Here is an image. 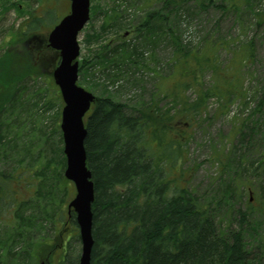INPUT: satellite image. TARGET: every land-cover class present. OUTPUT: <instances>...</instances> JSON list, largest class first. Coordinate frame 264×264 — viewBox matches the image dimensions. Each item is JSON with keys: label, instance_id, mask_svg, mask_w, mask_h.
Instances as JSON below:
<instances>
[{"label": "trees", "instance_id": "trees-1", "mask_svg": "<svg viewBox=\"0 0 264 264\" xmlns=\"http://www.w3.org/2000/svg\"><path fill=\"white\" fill-rule=\"evenodd\" d=\"M153 1L144 0L142 4ZM189 1L155 0L161 3V8L139 17L134 28L135 44L131 41L112 45L109 40L97 52L100 61L96 60V65L101 78L93 75L91 83L107 92L95 96L85 120L86 165L94 190L90 264H264L261 244L256 245L255 253L244 235L247 227L256 230L254 217L258 214L252 196L245 197V193L257 173L264 184V87L251 114L235 123L231 146L222 147L214 157L216 171L206 189L200 192L191 186V172L184 166L191 139L189 130L196 119L207 115L210 98L218 99L213 115L225 114L237 99L243 98L246 107L239 81L242 67L254 59L252 40H248L242 48L238 46L231 51L228 67L222 64L218 52L229 42L214 33L218 21L202 38L201 46L183 42L169 15L179 18L180 10ZM193 1L200 10L215 4V0ZM235 1L216 5L222 16L241 11ZM0 6L5 10L18 4L0 0ZM116 7H111L110 15H104L101 34L93 33L92 38L110 39L109 30L118 32L119 27L123 28ZM37 21L39 17L32 16L27 22L30 39L39 37L33 35L40 30L35 26ZM256 25H264V15L257 17ZM20 35L22 41L26 34ZM161 40L171 49L166 61L171 70L162 83L169 80L167 90L162 97L159 93L152 94L147 102L140 101L129 108L116 100L118 90L110 91L108 84L128 75L132 57L142 58L138 44L153 49ZM28 56L26 51L15 55L5 50L0 54V151L3 152L8 149L16 152L14 135L18 132V126L9 122L5 114H12L16 108L23 81L41 73L40 66ZM82 67L80 63L78 72ZM163 99L168 102L161 105ZM49 163L61 165V170L53 168L58 174L52 176L48 192L38 188L36 197L47 195L54 199L52 190L61 185L64 155ZM16 171L14 168L13 172ZM13 178L14 174L0 169V220L6 221L5 226H0V232H4L3 236L0 233V264H19V259L24 264L25 258L33 257L39 241L36 238L46 222L50 220L56 225L62 219V205L52 212L39 207L27 212L25 207L32 203L27 202L24 207L25 201H16L11 188ZM3 200L8 206L13 204L6 212L2 209ZM68 220L70 226L76 227L74 212L68 215ZM232 224L236 227H231Z\"/></svg>", "mask_w": 264, "mask_h": 264}, {"label": "rangeland", "instance_id": "rangeland-1", "mask_svg": "<svg viewBox=\"0 0 264 264\" xmlns=\"http://www.w3.org/2000/svg\"><path fill=\"white\" fill-rule=\"evenodd\" d=\"M9 1L16 2L18 7L10 6L3 10L0 6V54L5 50H10L15 55H18L19 51H26L31 62L40 66L41 73L23 81V89L19 92L16 108L13 109L12 114H5L9 122H14V125L18 126V132L14 135L17 149L16 152L10 149L6 152L0 151V169L8 174H14L15 182L11 185L15 192L14 198L18 202L25 201L24 207L27 202L32 203L29 207H25L27 212L34 207L52 212L53 209L62 205L60 207L62 209L61 221H56V225H53L50 220L46 222L45 229L38 234V237L36 235V240L39 241L32 252L33 257L25 258L23 262L24 264H75L81 243L77 227L70 226V222L68 223L67 204L75 193L72 182L63 176L61 185L58 188L55 186L52 190L56 195L54 199L47 195L36 197L38 188L43 193L48 192L46 189L53 181L52 176L58 174L53 172V168H56V171L57 168L61 170V165L49 163L51 160L58 161L63 156L60 130L63 102L59 89L51 78L58 55H55V50L50 47L47 50L44 45H46L49 30L69 11V0ZM143 1L90 0L89 20L77 36L80 47L78 65L80 63L83 65L78 72L77 83L94 96H104L107 92L104 88L91 83L93 75L101 78L100 69L96 65V60H99L97 52L101 44L109 40L110 43L113 42L112 45L134 41V28L139 17L144 16L146 11L151 12L161 8V3L155 0L148 2V6L145 2L142 4ZM192 1L180 10L179 18L172 17L173 14L169 15L171 25L175 32L181 35L183 42L191 41V46H201L202 38L215 28V23L218 21L219 25L214 33L217 37L224 36L229 42L218 52L219 60L225 67L231 64V51L237 50L238 46L242 48L248 40H252L254 50V59L242 67V78L239 81L245 92L246 107H243V98L241 101L237 99L229 105L225 114L213 115L218 99L212 97L207 104V115L196 119V123L189 130L191 139L187 147L184 166L191 172V186L201 192L209 186L210 178L215 174L214 157L221 152L222 147L231 146L235 123L238 119L247 118L251 114L264 87V25L260 27L256 25L257 17L264 15V0H249L248 4L246 0H236L235 2L241 6V11L235 14L228 12L224 16L221 14L222 10L216 5L223 2L232 3L233 0H215V4L206 10H200ZM115 5H117L116 11L123 28L119 27L118 32L116 29L109 30L110 39L103 36L102 39L97 40L92 38L93 33L101 34L99 29L104 15H110L111 7ZM32 16L39 17V21L35 23V26L40 29L37 31L39 33L33 34L39 36L37 40L29 38L32 35H28L29 30L26 27ZM20 32L23 35L26 34L21 39L22 41H19ZM161 41L162 43L153 49L152 47L144 48L143 45L137 43L138 48L142 50V58H137V60L131 58L128 75L121 76L120 74L121 78L115 82L116 87L115 83L108 84L110 91L118 90L116 100L127 104L129 108L136 107L140 101L147 102L152 94L159 93L162 97L167 90L169 80L166 84L162 85V83L171 70V66H167L166 62L171 56V49L163 40ZM133 43L135 44L136 41ZM136 64L138 67L135 66ZM159 85H162V88L158 90ZM166 102L168 100L163 99L161 105ZM89 112L90 110L86 117ZM14 168L17 169L15 173ZM259 177V173L256 178L252 177L250 188L245 193V197L252 196L251 202L258 213L254 217L256 230L247 227L244 234L248 247H251L255 253L258 250L256 249L257 244H261L259 249L264 250V184L261 183ZM6 203L7 201L3 200L2 209L5 212L13 206V204L8 206ZM5 225L6 221L1 218L0 226ZM231 227H236V224H232ZM0 233L3 236L4 232ZM63 257L66 260L65 263H62ZM19 264H22L21 259H19Z\"/></svg>", "mask_w": 264, "mask_h": 264}, {"label": "water", "instance_id": "water-1", "mask_svg": "<svg viewBox=\"0 0 264 264\" xmlns=\"http://www.w3.org/2000/svg\"><path fill=\"white\" fill-rule=\"evenodd\" d=\"M89 0H69V12L48 32L47 45L58 52L59 61L51 72L63 101L60 129L66 164L64 177L74 184L75 195L67 204L73 210L81 242L78 264H90L93 245L92 211L94 200L91 172L86 165L83 117L94 96L77 85L79 44L78 32L89 20Z\"/></svg>", "mask_w": 264, "mask_h": 264}, {"label": "flooded vegetation", "instance_id": "flooded-vegetation-1", "mask_svg": "<svg viewBox=\"0 0 264 264\" xmlns=\"http://www.w3.org/2000/svg\"><path fill=\"white\" fill-rule=\"evenodd\" d=\"M62 260H63L64 262L66 261L64 257H63ZM63 261H62V262H63ZM75 264H78V259L76 260Z\"/></svg>", "mask_w": 264, "mask_h": 264}, {"label": "bare ground", "instance_id": "bare-ground-1", "mask_svg": "<svg viewBox=\"0 0 264 264\" xmlns=\"http://www.w3.org/2000/svg\"><path fill=\"white\" fill-rule=\"evenodd\" d=\"M77 259H78V257H77Z\"/></svg>", "mask_w": 264, "mask_h": 264}]
</instances>
